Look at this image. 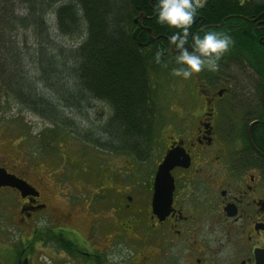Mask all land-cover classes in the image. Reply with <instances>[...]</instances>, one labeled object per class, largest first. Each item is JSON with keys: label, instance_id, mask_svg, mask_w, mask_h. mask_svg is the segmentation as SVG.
I'll return each mask as SVG.
<instances>
[{"label": "flooded vegetation", "instance_id": "flooded-vegetation-1", "mask_svg": "<svg viewBox=\"0 0 264 264\" xmlns=\"http://www.w3.org/2000/svg\"><path fill=\"white\" fill-rule=\"evenodd\" d=\"M223 1L227 12L213 20ZM205 31L226 32L233 44L218 71L193 75L202 106L179 107L149 171L147 162L119 156L117 179L106 181L101 195L76 204L66 193L63 210L47 184L0 163L34 189L22 197L0 188L16 196L17 218L8 222L19 230L0 241V264H40L47 252L57 264L257 263L264 252V0H207L190 29ZM168 154L176 165L157 190ZM77 220L88 222V233Z\"/></svg>", "mask_w": 264, "mask_h": 264}, {"label": "trees", "instance_id": "trees-1", "mask_svg": "<svg viewBox=\"0 0 264 264\" xmlns=\"http://www.w3.org/2000/svg\"><path fill=\"white\" fill-rule=\"evenodd\" d=\"M224 2L213 20L227 12ZM175 31L157 23L154 0H0V91L54 130L148 162L159 130L154 79L178 67L168 42ZM97 103L108 114L92 134L81 132L72 116L84 121Z\"/></svg>", "mask_w": 264, "mask_h": 264}, {"label": "rangeland", "instance_id": "rangeland-1", "mask_svg": "<svg viewBox=\"0 0 264 264\" xmlns=\"http://www.w3.org/2000/svg\"><path fill=\"white\" fill-rule=\"evenodd\" d=\"M61 41L65 44L68 42L66 39ZM229 64L230 67L225 68L228 72L226 70L225 72L231 75L234 74V63L229 61ZM154 85L158 89L156 101L159 130L157 129L156 132L152 158L167 138L172 116L176 112L178 114L182 112L179 107H192L196 112L194 108L202 106L193 77L186 80L174 75L159 76L154 79ZM0 99V163L25 175L37 185L39 182L47 184L49 194L53 196L52 202L58 203L60 208L63 210L69 208L64 194L75 197L76 200L71 202L87 204L103 193L100 187H104L106 181L117 179L119 166L123 163L122 157L112 156L100 151V148L96 149L86 144L87 139L78 133L69 131V135H66L58 128L54 130L50 123L31 110L25 111L21 104L2 90ZM107 112L103 104L97 103L92 104L85 112L87 119L84 121L72 117L77 127L80 126L81 132L89 131L90 135L91 129H96ZM54 147H56L55 154H53ZM152 158L146 163L147 166H143L144 171L151 169ZM77 197H81L80 200ZM81 208L76 207L73 211H80ZM16 209V196L12 192L0 190L1 243L2 240H7V233L13 234L14 238L18 236V227L8 222L10 217L17 216ZM74 225H78L81 232L88 233V222L85 220H77ZM44 226L48 228L46 224ZM48 255H52L51 259L48 258L51 264H57L58 257L53 252L51 254L47 252L44 256ZM60 256L64 257L63 254ZM39 263L44 264L45 261Z\"/></svg>", "mask_w": 264, "mask_h": 264}, {"label": "clouds", "instance_id": "clouds-1", "mask_svg": "<svg viewBox=\"0 0 264 264\" xmlns=\"http://www.w3.org/2000/svg\"><path fill=\"white\" fill-rule=\"evenodd\" d=\"M206 4L207 0H154L157 23L178 30L168 37L174 63L178 65L172 68L174 76L187 80L205 68L218 71L219 61L233 44L232 37L226 32L205 31L202 35L190 32L199 10ZM163 55L156 52V63H161ZM40 260L51 264L47 256H41Z\"/></svg>", "mask_w": 264, "mask_h": 264}, {"label": "water", "instance_id": "water-1", "mask_svg": "<svg viewBox=\"0 0 264 264\" xmlns=\"http://www.w3.org/2000/svg\"><path fill=\"white\" fill-rule=\"evenodd\" d=\"M174 165H176L174 156L172 154H168L163 164L159 167L157 175V190L165 181L167 174H169V171ZM6 187L18 190L22 197L33 195L34 193V189L26 181L17 178L15 175L8 174L5 169H0V188ZM256 264H264V252L258 256Z\"/></svg>", "mask_w": 264, "mask_h": 264}]
</instances>
